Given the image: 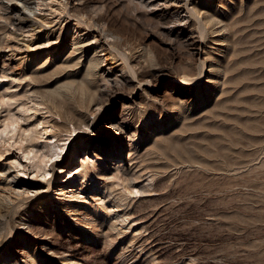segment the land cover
Segmentation results:
<instances>
[{"label":"rangeland","instance_id":"1","mask_svg":"<svg viewBox=\"0 0 264 264\" xmlns=\"http://www.w3.org/2000/svg\"><path fill=\"white\" fill-rule=\"evenodd\" d=\"M72 1L98 5L93 12L112 30L145 45L169 70L182 71L185 63L195 71L186 45L179 43L188 32L176 29L177 17L194 22L187 12H169L163 0ZM221 2L226 10L217 16L230 28L232 39L225 51L214 53L222 83L204 95L199 86L189 89L169 80L158 84L155 89L164 98L156 105L160 114L153 116L157 134L147 140L143 131L135 136L138 143L131 147L136 151L128 160L109 153L117 148L115 133L109 137L112 145L104 144L102 151L82 135L76 137L78 129L64 130L62 117L78 99V93L71 98L73 93L66 90L69 84L79 85L81 77L76 68L55 67L67 53L61 49L66 45L63 38L48 48L37 45L40 53L31 61L19 62L20 55L26 58L24 52L1 47L0 127L3 120L17 117V132L31 135L42 151L47 149L42 146L46 138L67 145L76 137L71 157L68 154L71 162L78 140L90 148L80 152L73 171L92 159L97 166L107 159L109 167L125 166L126 175H97L99 185L94 187L89 176L80 197L68 200L54 190L62 173L48 189L51 172L45 177L41 170L35 172L32 158L14 138L0 144V165H9L11 175L15 172V180L0 173V264H264V0ZM5 31L0 26V45L15 44L16 38ZM24 70L26 75H20ZM120 73L104 74L113 80ZM174 90L194 103L177 120H165L174 109ZM194 92H201L200 101H194ZM30 97L45 98L57 111ZM66 126L72 128L71 123ZM96 149L98 155L93 156ZM27 185L46 191L35 198L34 191L16 193ZM69 204H79L74 206L78 215L70 214L75 211L66 208ZM74 216L88 221L89 227Z\"/></svg>","mask_w":264,"mask_h":264},{"label":"bare ground","instance_id":"2","mask_svg":"<svg viewBox=\"0 0 264 264\" xmlns=\"http://www.w3.org/2000/svg\"><path fill=\"white\" fill-rule=\"evenodd\" d=\"M85 1L90 2V0ZM163 1L169 4L165 5L171 9L169 12L179 14L185 11L194 19L193 23H188L184 20L185 16L177 17L176 29L180 32H188V36L180 39L179 43L186 45L190 55L189 60L195 64V71L189 70L191 65L185 63H180L182 71L169 70L166 65H163L164 63L159 64L153 54H148V48L145 45L140 42H129L125 35L112 30L105 18L97 12H93V9L98 5H81V2L76 3L72 0H0V26L6 30V33H3L16 38L15 44L0 45V49L11 46V50L25 53L26 58L20 55L19 62L22 61L21 59L31 61L35 60L37 54L40 53V50L36 49L37 45H46L48 48L58 45L60 42L57 43V40L63 38L66 45H62L61 49L67 53L64 59H59L56 62L55 67L76 68V72L81 77L79 85L69 84V88L66 90L73 93L71 98H74L78 93V99L73 100L66 116L62 117L61 124L64 126V130L71 132L78 129V132L75 133L76 137L82 135L88 139V143L94 144L102 151L106 149V146L103 148L104 144L107 147L112 145L109 143V137L115 133L117 141H119L113 145L117 148L109 153H112V157L123 154L128 160L130 153L136 151L131 147L132 143H138L137 139H134L135 136L138 137V134L143 131V139L147 140L157 134L158 127L154 122L157 119L153 116L156 113L160 114L156 105L164 97L158 95L155 87L165 80L178 83L189 89L199 86L203 93L194 92L195 94H193L194 101H200L201 95L215 91L222 83L220 79L222 67L219 58L214 53L225 51L232 40L230 28L221 23V18L217 16L219 12L223 13L226 10L221 0ZM217 1L218 4H215ZM91 2L94 4L96 0H91ZM144 4L145 2L142 5ZM82 6H86L87 9L82 11ZM72 20L74 22H71ZM69 23L72 24L70 30ZM53 34L55 35L53 36ZM19 41L21 42L19 43ZM58 48L60 47H55V49ZM10 55H14V52H11ZM149 55L151 57L148 58ZM44 62H42L43 65ZM105 70L114 75L117 70H120L121 73L118 77L110 80L104 74ZM1 71L4 72L3 69ZM21 71L19 74L25 76L26 71ZM29 78L32 79L31 76ZM138 89L140 95H136ZM163 91L166 92L165 89ZM178 92L174 90V96L170 97L174 109L165 116L167 117L165 120H177L179 114L194 103H192L193 100L181 99L185 93ZM30 99L34 100L32 97ZM45 100V98H40L39 100L35 99L34 102L43 103L45 107L53 108L56 112L55 105L45 103ZM17 120V117L3 120L0 127V144L6 143L10 138L19 142V148L23 149L28 158H32V164L37 168L35 172L41 170L39 174L43 177L51 172L47 181L48 189L51 188L50 184L55 176L62 173L61 180L57 181L54 188L58 196H69L68 200L79 198V192L83 189V184L87 182L89 176H92L94 180L90 184L92 187L99 185L96 176L105 175L107 172H113V175L117 177L124 174L125 178L126 167L118 164L109 167L111 161H107V159L100 161L101 164L98 166L92 159L90 163L87 162L79 169L76 167V170L73 171L72 163L81 156L82 150L89 149L90 146H84L80 142L81 140H78L73 151L75 159L71 162L72 149L70 147L76 137H71L67 145H65L66 142L59 144L56 139L51 141L46 138L42 146H46L47 149L42 151L32 142L31 135L17 132L19 128ZM129 120H138L140 123L138 126H133ZM148 120L151 122H147ZM67 123H71L72 128L67 127ZM23 140L29 143L23 145ZM97 151V149L92 151L93 156L98 155ZM68 154H70L69 158ZM60 155L62 158L58 159ZM50 164L51 167H49ZM56 165H60L59 170L54 169ZM0 173L10 176V166L0 165ZM14 176L15 172L10 178L15 180ZM105 185L107 183L103 182V186ZM43 189L42 186L27 185L20 187V191L16 193L23 194L34 191L31 198H35L46 191ZM79 204H69L66 208L71 212H76L70 214L78 215V210L74 206ZM73 219L78 224L89 227V224L86 225L89 222L81 217L74 216Z\"/></svg>","mask_w":264,"mask_h":264}]
</instances>
